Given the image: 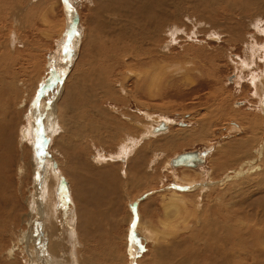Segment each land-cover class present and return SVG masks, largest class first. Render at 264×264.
<instances>
[{"label": "rangeland", "instance_id": "rangeland-1", "mask_svg": "<svg viewBox=\"0 0 264 264\" xmlns=\"http://www.w3.org/2000/svg\"><path fill=\"white\" fill-rule=\"evenodd\" d=\"M15 1H16V4L19 3L18 6L15 5L18 9L17 8L14 9L10 6L9 7L10 9L8 8V10H7L9 12L3 11V13H4V14L2 13V16L4 15V17H2L3 22L1 21L2 26L7 28L6 30L4 28V30H5L4 32L2 31V40L5 41V44L8 43L7 45H9V49H7V50H9L11 52L9 53V51H7V50H5V51L8 52L9 57H10L9 62H10L11 67H13V68H11V71H13V72H10L11 75H9L11 78L7 75L8 81L12 82L13 81L12 78H14V79L17 78V81H18L17 82V84H18L17 89H18V91H16V95L14 96V98H12L14 100H12V99H9V101L7 100L9 102L8 105H9L10 109H7L8 111H3L4 114L3 113L1 114V118L3 120L0 122V130H1L0 131V137L2 139V140L0 139L1 140L0 141V143H1L0 144V147H1L0 151H2V152H0V158L2 156V159L0 160V171H1L0 172V178L4 181L3 183H1L2 181L0 179V196L2 197V200L0 197V212H1L0 213V233L2 232L0 234V236H1L0 237V253L3 251L0 254V264H1V262H2V264H22V263L23 264H27V263L28 264H41V263H43V264H59V263H61V264H73V263L74 264H82L84 262V260H85V262L83 264H91V263L92 264H126V263L128 264V261H129L128 259L130 257L128 254H129V249H130V245H131L128 242H130L129 240H131L132 235L135 236V233H132V231H131L132 227L129 226L128 215L131 213L133 221H134V217H133L134 212H137L139 207L143 206V205H145V207H144L145 212L149 213V215H154L152 223L155 226L154 228L160 232V234H159V240L161 239L160 241H162L161 236H163V241L161 243H159L161 246L167 247L168 244H173L174 240H176L174 242V244L179 240H184L186 242L184 243L182 250L189 247L190 249L187 250L188 254H191V252H192V255H193V253L194 254L198 253L201 249V247H200L199 250H197L198 246H199L198 239L199 240H201V239L198 238L197 236L192 237V239H189L187 237L188 232L190 233L191 226L193 228L196 225L192 219L193 213L195 211L193 210V208L191 206H192L193 202L194 203L196 202V199H198V196L194 194L193 196L186 198V209L183 208L181 205H179V206L177 205L178 207H176V209H175V207L174 208H168V210L166 211L163 207V204L166 202L167 199H165V201L163 203L161 196H162V194H165V193L167 194L169 189L175 187L174 185L176 183L175 182L176 177L173 176L172 174H170L168 171H166V169H164V167H165L167 161L172 160L175 156H178L179 154H181L183 152L199 150L205 155L206 164L203 165L202 167H200L199 169H197L196 171H204L205 172L204 174L209 175V177L214 175L213 177H214L215 181L220 180L224 174H227V176L224 177V180H226L225 185H223V186H217L216 185L218 189L215 186L214 188H216V189H212L210 192L208 191L202 195V196L205 195L204 196V200L206 199L205 202L210 203L213 199L216 198V195L218 193H221V192L225 193V198L227 197L226 193L228 192V197H227L228 201L234 200V198H235L236 203L233 202L232 205H234V206H231V208L235 207V205L237 206L239 204L240 200L242 202V197H244V196L242 194H240V190H239L241 187V185H240L241 183H239V182H237V180L233 179L234 175L230 172L232 170L239 169V165L241 163L240 162L241 160H239L241 158V147H239V146L234 147V149H237L238 147L239 148L236 150L238 152H236L234 149H232L234 152L231 150L232 156L225 155L226 156L225 157V156H223L224 154L222 155L219 153L218 155H215L214 153H216V150L218 148L217 146H220L221 144L222 145H228L232 142H236L237 140L238 141L244 140V139H248V138L253 136L252 132L250 131L252 128V125L251 126L248 124L246 125L245 122L242 123L243 119L240 120V118L236 117V114L239 113V115L241 114L240 116H242V117L244 115L245 116L248 115L250 118H255L254 121L256 123L260 122L259 121V118L261 117V115H260L261 112H259L260 105L258 106V104H260V101H259V98L255 95L256 90H254V87L252 86L250 75H251V72L252 73L253 72L259 73V72L263 71V65H264V31L263 30H264V28L262 29L261 26L262 27L264 26V0H222L219 5H215L216 8L218 7L219 9H216L215 7L213 8V10L216 9V11L214 10L216 13L212 10V8L209 9V12L204 13L206 6H204L203 4H199V3H198V9H197V3L195 2V0H178V1L177 0H164V5L167 6L166 9L165 10L163 8L153 9L156 12H150L149 18L154 19V22H152L150 24H148V23L144 24L142 17L138 15L139 10H138V4L137 3H139V2L137 0H122V1L121 0H89V1L88 0H69V2L73 5V7L76 10V13L78 16V27H79L78 28L79 33L77 34L78 36L75 35V37H73L70 41V47L68 48L69 51H65L62 49V45L66 40V34L65 33L67 32L68 27H69V22H68L69 19H68L67 13L65 11L64 5H63V0H59V3L57 0H44V1L43 0H37V1L34 0L35 2L32 0H27V1L26 0H15ZM225 1L231 3L230 4L231 6L237 5V6H235L236 8L234 7L233 9H228L230 11L233 10L234 12L233 11L228 12L227 9H226V11H223L222 6H223V4L225 5V3H226ZM32 2L35 3L36 5L35 4L33 5ZM127 2H128V4H127ZM179 2H181V4H179ZM237 2H239V3H237ZM167 3H168V5H167ZM101 5L104 6V7H102L104 9L101 8ZM174 5H176V7ZM199 5H201V6L203 5L202 6L203 9ZM11 8L13 10H11ZM24 8L29 13H27V11L25 12V10H22ZM108 8H109V10H107ZM120 8H122L123 10ZM173 9L177 10V11H175L176 15L174 14ZM17 10L18 11L21 10L23 12H21V11L18 12ZM119 10H121V11H119ZM10 11L12 12V14L14 13L15 15L14 14L12 15ZM16 11L18 13V15H17L18 17L16 16V14H17ZM99 11H100V13H99ZM117 11H119V12H117ZM20 12L22 13V15ZM213 12H214V14H213ZM9 13H10V16H8ZM6 14H7V16H6ZM118 14H119V16H121L119 19L117 16ZM192 15H194V16H192ZM201 15L207 16L209 18H207L206 20H201V18H200ZM102 16H104V17H102ZM186 16L188 18H186ZM224 16L226 17L225 19H224ZM109 17H111V18H109ZM180 17H181V19H180ZM13 18H14V20H13ZM21 18H22V20H20ZM106 18H108V19H106ZM223 19H224V21H223ZM8 20H9V22H8ZM180 20H182L183 23H181L182 21H180ZM94 21L96 22V24L94 23ZM256 21L258 22V25L255 24ZM103 22H105V23H103ZM116 22H118V25L116 24ZM217 22L220 23L219 27H216L219 25ZM107 23H109V24H107ZM110 23H112V24H110ZM169 23H170L171 28L174 27V29H175V27H177V29H178V31L176 32V35L174 36L175 42L171 43L172 45H169L171 47H170V49L168 48L166 50L167 52L164 51L167 54V55L166 54L164 55V58L162 56L161 57L157 56L156 58H158L160 61L157 59L158 61L155 60V62H153L155 64L156 63L159 64L160 62H163V64L160 63L162 65V68L159 67V65H160L159 64L158 67L154 68L155 70H153V72L155 71V73H156L157 68H161L158 70V72L160 70H162V71H160L161 73L160 74L158 73V74L160 76L162 75L163 77L159 78V75L155 74L153 72L151 74V71H152L151 69H145L144 70L143 68H141V66H142L141 64H143V63H137V66L138 65H140V66L136 67V65H134V69H131L132 68L131 67L130 68L131 70L128 68H125L122 65L123 67H119L117 72L114 73V75H116V74L118 75V73H123V75H124V73H125L126 74L125 76L127 77L126 83L122 81L123 80L122 77H120V76L114 77L113 80H114L116 87H115V93L113 95L116 94L115 98L112 99L111 98L112 95H111V93H109L110 97L105 96V99L108 98L109 101H108V99L106 101L104 99L103 102L100 100L98 101L97 97L94 96V94L97 92L96 91L97 84L99 83L98 76L95 75L92 71L89 74L87 81L82 79L83 72L89 73V71H91V69H90L91 60L93 61L95 59V58L93 59L92 57H96L97 62L98 63L100 62L99 64H101L104 67L106 66L105 64H110L111 61L109 63V61L104 62V60L107 59L108 55L111 54L113 51L115 52L113 47L115 46V41H117L116 42V43H118L117 46H118L119 50L122 51L121 52L122 54L119 55V57L120 58L121 57L127 58V61H129V60L131 61L133 54H132V52L130 53V51L128 52L129 54H125L126 50L128 51V49L130 47L133 48L135 44H136L135 46H137V48H138L139 47L138 45L141 44V42H146L148 40V37L146 35L147 32L144 33V32H142L141 29H143L145 27V25L147 27H149V25H154V24H161V25L166 24V25H168ZM229 23H230V25H229ZM250 23H252V24H250ZM227 24H228V26H231V27L233 26L234 29H235V27L241 26L240 33H242L241 35H243V34L244 35L240 36V37H238V36L236 37L235 35H233L235 37H231V32L228 31L231 29V27L228 28ZM6 25H7V27H6ZM62 25H64V28L62 27ZM88 26H89V30H90L89 32H91V33H89L90 35L88 37V41L91 42L90 43L91 46L88 45L89 47L86 49V51H83L82 46H83V42L85 41L84 35L87 31ZM98 26H99L100 30H97V29H99ZM91 27H92V30H91ZM107 27H108V29H107ZM115 27H116V29H115ZM111 28H112V30H115V31H112ZM120 28H121V30H119ZM95 29H96L97 34H96V32H94ZM99 31H100V33H99ZM138 31H139V33H138ZM122 32H124L123 35H122ZM119 33H120V36H119ZM141 33H142V35H141ZM215 33H222L221 35H219V37H220L219 41L211 38L212 35ZM92 35H94V36H92ZM134 35L135 36L137 35V36L135 37ZM229 35H230V37H229ZM96 36H98V37H96ZM10 37H11V39H10ZM117 37H118V40H116ZM246 37H247V40H246ZM145 39H147V40H145ZM7 40L8 41L10 40L9 41L10 43ZM162 40L164 43L161 42ZM244 40H246L245 41L246 44H243V43H245V42H243ZM166 41H171V39L169 38V36L165 35L164 32H161L159 37L156 38V41L155 42L153 41V42H154V44H158L160 46H166ZM71 42H72V44H71ZM137 42H140V43H137ZM149 42H151V41H149ZM93 47H94L93 51H90V49H92ZM105 52H107V53H105ZM116 52H118L117 49H116ZM250 54H251V57H250L251 60L249 58ZM54 55L57 56L56 59L53 58ZM103 57H105V58H103ZM146 57H147V55H146ZM160 58L161 59L163 58V59L161 60ZM242 59L243 60L248 59V61L250 60L249 63L253 67H250L249 70H245L243 72V70H241L242 67L238 65V63H240L242 61ZM79 61H80V66H79V72L76 75V86H75L76 87L75 90H77V92H75V94L74 93L72 94V96H73L72 99L77 102L76 104H79L80 101H83V99L86 101V99L88 98L87 106H88V102H89V104H91L90 106L93 109L90 106H88L89 109L87 108V111L89 110V112L93 113L94 110H97L95 108H98V110H101L104 113L107 112L106 109H109V110L112 109L114 111L118 110V112L116 111L117 113L114 112V113H116L115 115L113 114L117 118H119V115H117L119 112H123L124 114H129L130 112H133L137 115L141 114V111H145V113L149 112V113H156V114H160V115L163 114V115L167 116L168 118H170L174 121V124L171 127L170 131L165 135L181 133V132H183L182 130H184V128H186L189 132H194V131L197 132V131H199V126L204 124L205 129H204L203 135L205 137L201 138L200 141H197V140H195V141H191V140L185 141L184 140L183 141L182 140V141H180L181 143L178 142L179 145L177 143V144H174L173 147L172 146H170V147L165 146L164 141L158 142L159 144L156 143L155 146H156V149H158L156 154L157 155L159 154L157 157L158 158L160 156L161 157L159 160H157L156 164L154 165V169L152 170V173L150 175H148L147 177H145V175H143V174H140V175H138L139 177L138 176L136 177V174L134 171L129 174L130 165H129V167H127L126 165L120 164L119 162H121V161L116 162L114 164L111 163L109 165L105 164V166H108L107 170L109 172H111L112 175L114 174L113 178H115V173H116V175H117L116 179H118V182H119V184L118 183H115V184L112 183L110 185H103V183L101 185L92 183V182H94L95 179H97L100 176V170L96 168V169H94L95 171H93V169H89L85 166L84 157L82 156V150L84 151L83 147L86 146L87 142H84V143L82 142L83 147L81 146V153L79 155H77L76 159L70 161V159L68 157L71 168H72V170L74 169L73 172L75 171L76 176L78 177L77 178L75 176V181H76V179H78L77 180L78 183L77 182H75V183H76V187L79 188V192L81 189H82V191H83V189H86V190L92 189L91 191L88 190L89 191L88 194L91 195V198L88 197L89 199L87 198L86 202L81 203V205H79V207H78L77 202L75 201L76 200L75 199V193H76L77 188H75V186L72 184L69 176H66L65 172L64 171L62 172V170L59 169V168L62 169V165L60 164V160H61L60 158H62L61 156L63 155V152L65 150H63V152H61L62 151V150H60L61 146H58L57 144H58V142H62V140L65 138L62 135L63 137L60 136L56 140L54 139L53 136L55 133L53 134V132L55 129H52V127H51L49 115L47 117L46 113L44 112V109H42L41 106H39V111H37V113L35 115H33V117H35V122H36V125L34 128H36L35 131L37 133L32 134L33 137L30 136L31 138H29V140L30 141L32 140L31 144L29 143L31 145L30 147H28L29 146V144H27L28 142L20 144V142H21L20 136L22 134L20 132V134H21L20 135L19 131H21L20 127H22L26 121L25 115L26 114L28 115V112L30 111L29 108H31V105H32V101L38 97L39 90L41 89L43 84L45 82H47L48 80L53 79V77L56 74H59L60 73L59 71L61 68L62 70H64V72H66V78H65L66 80H63V81H65L63 84V87L65 88L66 84H67L68 77L71 75V73L73 71L75 72V70L77 69L76 66H77ZM52 63L54 64L53 68H51ZM69 64L71 65L70 67H72V68L67 66ZM163 65L166 68H164ZM176 66H177V68H176ZM149 67H151V65ZM168 67H169V70H168ZM69 68H70V71H69ZM98 68H100V65L96 69H98ZM136 68L137 69L139 68V71L135 70ZM182 68H184L183 71H181ZM125 69H128V70H125ZM140 69H141V71H140ZM149 70H151V71H149ZM142 71H144V72H142ZM248 71L250 72L249 74L247 73ZM145 72H147V73L150 72V73H148L147 88H145V86H144L145 91L140 89L138 92H136V90H137L136 87L139 86V85H137V80H138V78H141L145 74ZM242 72L244 74H241ZM150 74H151V76L152 75L154 76V74H155V77L153 78V77L149 76ZM12 75L15 77H12ZM239 76L241 77L240 79L238 78ZM149 77H151L152 80H150ZM235 77L239 80H237ZM157 78H159L160 80L159 79L156 80ZM94 79H95V81H94ZM115 79H117V81ZM153 79L155 81H157V83L160 81L159 88H157V89H160L161 91H162V89H164L163 95H161L162 94L161 91L159 93L160 95L158 94V91L155 92L158 95V97L161 96L157 99L155 98L156 94L151 92V91H155V89H154L155 86H153L155 81L153 83ZM161 79H162V81H161ZM163 79H164V81H163ZM235 80L239 81V82H236ZM150 81H151V84L149 83ZM14 82H16V81H13L12 82L13 84L10 83L12 85L11 89H13V87H14ZM157 83H155V84H157ZM165 84L167 85V87ZM168 84H170V85H168ZM176 84H178L177 85L178 87L177 86L175 87ZM235 84H237V85L240 84V86H237ZM119 85H120V87H119ZM151 85H152L153 90L148 92V93H152V94H150V97H149V94L146 92H147V89L151 88ZM160 85L161 86L163 85V86L161 87ZM164 85H165V88L167 90L164 88ZM24 87H26V88H24ZM81 87L83 88L84 92L81 89ZM91 87H92V90H90ZM121 87L123 89H125L124 92H122L121 90H118ZM156 87H158V85H156ZM77 88L80 90H78ZM138 88H140V87H138ZM22 89L23 90L25 89V90L23 91ZM65 89H63L64 93H65ZM85 90H86V92H85ZM92 91H95V93ZM143 91H144V93H143ZM170 91H172V92H170ZM126 92H128V93L126 94ZM63 94H62V96H63ZM153 94H155V95H153ZM22 95H23V98H22ZM79 95H80V97H79ZM153 96L155 99L151 98ZM75 97H76V99H75ZM16 98H17V100H16ZM26 98H27V101H26ZM94 98H96V99H94ZM22 99L25 102L21 106L20 101L23 102ZM89 99H90V101H89ZM61 100H62V97H60L59 101L61 102ZM93 100L94 101L96 100V101L94 102ZM3 101L5 102V100H3ZM59 101H58V106L60 104ZM67 101H70V97L67 99ZM85 101L83 103L81 102V105L84 104ZM124 101H127V102H124ZM4 102H3V104L5 105V103H7V102H5V103ZM41 102H45V101L42 100ZM12 104H14L15 106ZM27 105H29V106H27ZM103 106H104V108H103ZM13 108H16L19 112H22V113H24V110L26 109L27 113L25 112V114H23V116H20V114L17 113V111H15ZM9 110H11V111L9 112ZM91 110H93V111H91ZM78 111L81 114V112H85L86 110L82 111L81 109H78ZM78 111L76 113H72V116H75V114L79 115ZM97 111H94V113L96 115H98L97 116L98 121L96 124L94 123V126L96 125L94 128L95 131L92 128L91 130H93V131L89 132V133H92V134H90V136L92 135L91 137H94V136L97 137L99 135V132H101V134L103 136H105V129L107 127L109 129V126L112 125L111 124L112 120H110L108 118L113 117V115L108 116V117H106L105 115L100 116L99 114H97ZM12 112L13 113L16 112V114H13ZM64 114L66 115V111ZM65 115H63V117H62L63 120L66 119ZM245 116H244V118H245ZM18 118H20V119H18ZM23 118H25V120ZM138 119H142V117H140ZM86 120L88 122L87 121H85V122L89 123L88 117L86 118ZM157 120H158V118H157ZM256 120H258V121H256ZM260 120H261V118H260ZM18 121L20 122V124ZM155 121H156V119H155ZM45 122H46V124H45ZM64 122L65 121H63V125H64ZM255 122L253 123V126L255 125ZM98 123H100V124L98 125ZM59 124H60V120H59ZM184 124L186 125V127H182ZM232 124L237 125L241 129L240 133H235V134H234V132L231 133L230 129H231ZM37 126L40 128V133H39V130L37 129ZM97 126H98V128H97ZM249 127H250V129H249ZM61 128H62V125H61ZM2 129H4L5 131H3ZM108 129H106V132H109ZM98 130H99V132H98ZM47 131H49V132H47ZM228 131H230V132H228ZM2 132H4V133H2ZM95 132L97 133V135H95L96 134ZM83 133H84V131H83ZM1 134L4 137L1 136ZM160 134H162V133H160ZM228 134L230 135L229 136L230 138L228 137ZM232 134H234V135H232ZM9 135L11 138L9 137ZM84 135L86 136V134H84ZM47 136H50V137H47ZM181 136H183V134ZM157 138L158 137L151 138L149 141L147 140L146 141L147 146L152 147V144H154L156 142ZM181 138H183V137H181ZM53 139H54V141H53ZM115 140H117V139H115ZM115 140L111 143H108V141L105 140L106 143L104 144L102 142H99L100 141L99 139H98V141H97V139H93L92 144L97 145V142H98V144L100 146H98V147L95 146L94 147L95 149L93 148L91 150L95 151V150H98L102 147V149H100V150H102L104 152L105 151L106 152L111 151V153L118 152L119 151V148L117 149L118 141H115ZM41 141H43L42 146H44V148L47 149V154H46L47 159L45 160V163L46 164L50 163L51 169H50L49 173L47 174L48 177L46 178V180L44 179V181H43V184L45 183L44 184L45 186L43 184L41 186V192L39 194L41 198H39V200L37 201L38 207L41 206V208H43L44 206H46V202H47L46 196L48 198V194H49L48 190L51 187L50 185H53V187H54V185H56L55 188L58 186L60 189H61V187L64 186V191L61 192V201H62L61 204H62V208L64 207L63 215H64V217H67V219H69L70 225H68L67 223H64V225L60 226L61 227L60 229L63 232L60 235H58L59 238H58V236L56 237L58 239H55V236H53V234H51L50 232L47 233L46 228L43 227L47 223V221H45L46 218L45 217H43L42 219L40 218L39 221L35 220L37 218V214L33 211V213H35L32 217V219L34 220L33 223H35V224L32 223V225L34 226L33 232L37 231L38 234L41 235L39 238L43 239V240L40 239V243L41 242L42 243L40 244L41 248L38 249V251L40 253H38L35 251L34 246L29 247V250L27 251L25 249L24 245L19 243L20 242L19 238H20L23 230L27 231L29 229L28 224L24 223V220L27 219L25 215L30 213L31 208L29 206V201L34 200V194L37 191V189H36V191L34 189V182H33L35 174L33 173L32 166L30 164H28L30 161V156H32L34 158V154H35V152H34L35 150L33 148L34 146L32 145V143L34 145L37 144V146H38V143L41 144ZM93 141H95V142H93ZM66 142H67V140H66ZM182 142H184V143H182ZM190 142H192V143H190ZM8 143L10 144V146L13 147V150L11 149L12 152H10V150H7V148L5 149L6 145L9 146ZM51 144L54 147L51 146ZM107 144H110L111 146L107 145ZM62 145H63V142H62ZM87 145H88V143H87ZM53 148L55 149V151ZM116 150H118V151H116ZM131 150L133 153L130 151V148L127 151V155L130 154L129 155L130 157L127 156V159H128L127 163H131L132 160L134 162V159L136 158V156H138L137 155L138 153L136 152V150H134L133 148H131ZM93 151H91V153H93ZM58 152L60 153L61 156L58 155L59 154ZM68 153H70V152H68ZM233 153H235V154H233ZM212 154H214V156H212ZM147 155L149 156V157L147 156V158H146L147 160L154 157V156L151 157L150 152H149V154L147 153ZM236 155H239V156L235 157ZM6 157H8L9 159L8 158L6 159ZM77 158H78V160H77ZM229 158L232 160H230ZM3 159H6L5 161H7V162H4ZM235 159H236V161H235ZM152 160H153V158H152ZM228 160H229V162L225 164L226 166H223V168H221L222 164L224 162H227ZM10 161H11V163H9ZM230 161H231V163H230ZM54 162L57 164V166L59 165L57 168H54V166H53ZM209 162H211V163L209 164ZM6 163L7 164L9 163V164L7 165ZM78 163H79V165H78ZM123 163H125V162H123ZM17 164L18 165L21 164V165L18 166ZM6 165L8 167H6ZM3 168H4V170H1ZM85 168H86V170H85ZM171 168H170L171 170H174V171L177 170L179 173H180V170H182V169L187 170L186 168H183V167H180L181 169L180 168L178 169L176 167L175 168L171 167ZM52 169H53V171L51 172ZM220 169H222V170H220ZM21 170L25 171V172H22ZM188 170L195 171V168H189ZM85 171L87 173H85ZM119 171H121V172L124 171L127 175L124 173H120ZM153 171H154V173H153ZM149 172H151V171H149ZM178 172H177V176L179 177ZM90 173H91V175H90ZM118 173H120V174H118ZM97 174H98V176H97ZM184 174H188V173H184ZM254 175H255L254 177L253 176L247 177L248 180L252 179L251 181H248L251 185H254L255 182L257 181L256 174H254ZM86 176H88L87 179L85 178ZM121 176H122V178H121ZM131 176H132V178H131ZM229 176H232V178H229ZM19 177H22V178H19ZM79 177H81V179ZM135 177H136V179H134ZM205 177H203L202 181H204V179H206L205 180L206 182H210L209 179H211V178H209V177L205 178ZM54 178H55V180H54ZM92 179H93V181H91ZM133 179H134V181H133ZM243 180H244V178L242 179V181ZM147 182H149V183H147ZM116 184H118V185H116ZM91 185H92V187H91ZM115 185H116V187H115ZM94 186H96V187H94ZM112 186H114V187L112 188ZM81 187H83V188H81ZM98 188H100V189H98ZM114 188L116 189V191ZM118 189H120V190H118ZM111 190L113 191V193L111 192ZM185 190H186L185 191L186 193L191 191V190H187V189H185ZM214 190H217V191H214ZM148 191H150V192H148ZM211 192H215V194H213ZM190 193H194V192H190ZM110 194H111V196H110ZM206 196H207V198L210 197L211 200H209L210 198H208V200H207ZM134 198H135V200H133V203H135V204L132 203L133 205H131L130 204L132 202L131 200ZM258 198H259V196H255V198H252V199H258ZM151 199H153L152 200L153 202L151 201L152 205H150V203L146 204V202L148 200H151ZM260 200L261 199H259V201ZM95 201H97L98 203H96ZM154 201H155V203H154ZM109 205H110V207H109ZM257 206H258V203H257ZM36 208L37 207H35V209ZM88 208H90V209H88ZM134 208H136V209H134ZM77 210H80V211H78L79 215L77 214L78 212H76ZM87 210H88V212H87ZM188 210H189V212H188ZM93 211H94V213H93ZM176 211L178 213L180 212L181 214L180 213L177 214ZM192 211H194V212H192ZM239 211L240 210H237L236 212H231L233 214L232 219H234L235 221H236L235 218H237L239 216L238 214H240ZM100 213H102V214H100ZM188 213L189 214L192 213V215L191 214L189 215ZM244 213H243V215L246 214V213L245 214ZM76 214H77V216H76ZM173 214H174V217H175V214L177 216V217H175V219H173L174 218ZM168 215H169V217H167ZM170 215L173 218L170 217ZM235 215H237V217H235ZM229 216H231V214H229ZM229 216L226 218H230ZM77 217L79 220L81 219V217H82V219L79 221V220H77ZM89 217H90V219H92V221L88 220ZM226 218H224V220ZM252 218H254V217H252ZM85 219H87L89 222H93V223H88ZM174 220L176 221L175 223H173ZM220 220H222V219H220ZM177 221H178V223H177ZM238 222H241V221L239 220ZM238 222L236 223L237 227L241 228L240 226H238V224H239ZM163 223H166L165 227L163 226ZM171 223H173L174 226ZM249 223L251 224V221ZM186 224L191 225L190 229L187 230L188 232L185 231L186 229L184 230V228H185L184 225H186ZM252 225H255L254 222H252ZM69 226H71L73 228V230L69 231L68 230ZM89 226H90V228H87ZM93 226H95V228ZM163 228H165V229L163 230ZM162 230L165 231V233L166 232L167 233L163 234ZM11 234H13V235H11ZM19 234H20V236H19ZM47 234H48V236H47ZM177 234H179V235H177ZM180 234L182 237H180ZM68 235H69V237H68ZM71 236L73 239L71 238ZM127 238H128V240H127ZM8 239H10V240L8 242H6ZM52 239L53 240L55 239V241L50 242V240H52ZM188 239H189V241H188ZM56 240H59V242ZM70 240H72V241H70ZM125 240H126V242H125ZM136 240L134 239L133 241L136 242ZM147 240H148V238H147ZM133 241L131 240V242H133ZM192 241H193V243H192ZM1 242L3 243L4 246L1 244ZM44 242L46 245L44 244ZM69 242H71V244ZM147 242L145 244H147ZM151 242H152L151 240L148 242L150 244V246H147V248L149 250H150V248L153 249V246H152L153 243H151ZM7 243H9V244H7ZM202 244L203 243H201V245ZM43 245H45V246H43ZM56 245L59 247H57ZM70 245L72 247H69ZM14 246L17 247V250L15 252V258H12V256H10V254H9V250H11V248H13ZM54 247H57L58 249L54 248ZM81 247L83 250L81 249ZM31 248H32V251H31ZM70 248H71V250H70ZM110 248H111V250H108ZM72 249H73V251H72ZM127 249H128V251H127ZM152 249H151V251L148 250L149 251V252H147L148 255L147 254L146 255L145 254L140 255L141 257H139V260L137 262L143 261L142 264H152L153 262H154V264H164V262L166 263L168 257L167 256L162 257V255H163L162 252L158 253V254L152 253ZM175 250H177V247H175ZM29 251L31 254H29ZM53 251H54V253H53ZM108 251L111 253H109ZM5 252H7V253H5ZM45 252H47L49 255ZM23 253L25 254V256ZM2 254L7 256V258L6 257L4 258V255H2ZM51 254H52V257H51ZM64 254H66V255H64ZM154 254L155 255L157 254V256H159V254H162V255L159 256L160 259L158 260V257L155 256ZM31 255L33 258L35 256V258L34 259L31 258ZM57 255H61V256H57ZM149 255H151V256H149ZM53 256H54V259H53ZM201 256H204V253H202ZM40 257H41V259H40ZM57 257H58V259H57ZM70 257H74L75 260L73 259V261H72V258H70ZM125 257L126 258L128 257V259H126ZM156 257H157V259H156ZM180 257L179 258L177 257V259L172 257L168 261H173V264H176V263L183 264V263H185V260L188 262H191L190 261L191 258L188 260L187 259L181 260L183 258L182 257L180 258ZM35 259L37 260V263H36ZM161 259H163V260H161ZM164 259H166V260H164ZM126 260H128V261L126 262ZM61 261L65 262V263H63ZM78 261L81 263H79ZM112 261H114V263ZM88 262H90V263H88Z\"/></svg>", "mask_w": 264, "mask_h": 264}, {"label": "bare ground", "instance_id": "bare-ground-1", "mask_svg": "<svg viewBox=\"0 0 264 264\" xmlns=\"http://www.w3.org/2000/svg\"><path fill=\"white\" fill-rule=\"evenodd\" d=\"M27 1V0H26ZM32 1H34V0H32ZM37 1V0H36ZM44 1V0H43ZM58 1V3H59V0H57ZM89 1V0H88ZM122 1V0H121ZM120 1V2H121ZM139 3H137L138 4V10H139V13H138V15L139 16H141L142 17V19H143V21H144V24H146V23H148V24H150V23H152V22H154V19H150L149 18V14H150V12H156V11H154L153 9H156V8H158V9H161V8H163L164 10L166 9V5H164V0H137ZM178 1V0H177ZM215 1V2H214ZM195 0V2L197 3V9H198V3L199 4H203L204 6H206V8H205V11H204V13H207V12H209V9H211L212 8V10H213V8L215 7L216 8V6L215 5H219L220 3H221V1L222 0ZM35 2V1H34ZM226 2V1H225ZM28 3V2H27ZM37 3V2H36ZM43 3V2H42ZM186 3V2H185ZM195 3V4H196ZM224 3V2H223ZM237 3H239V2H237ZM263 3V2H262ZM32 4L34 5L35 3H33L32 2ZM127 4H128V2H127ZM131 4V3H130ZM179 4H181V2H179ZM178 4V5H179ZM231 3H229V2H226L225 3V5L223 4V11H226V9L228 10V9H233L235 6H237V5H234V6H231L230 5ZM258 4V3H257ZM256 4V5H257ZM15 5H19V3L18 4H16V1L14 0H0V122L3 120L2 118H1V114L3 113V111H8L7 109H10V107H9V105H8V101H9V99H12V98H14V96L16 95V91H18V89H17V78L16 79H14V78H12V80L13 81H16V82H14V87H13V89H11V87H12V85L10 84V83H12V82H9L8 81V76L9 75H11L10 74V72H13V71H11V68H13V67H11V65H10V62H9V54H8V52L7 51H9V50H7V49H9V45H7L8 43H6L5 44V41H3L2 40V31L4 32L7 28H5V27H3L2 26V20H3V18L2 17H4V15L2 16V13H3V11L5 12H9V11H7L8 10V8L11 6L12 8H17ZM36 5V4H35ZM167 5H168V3H167ZM177 5V6H178ZM202 5V6H203ZM241 5V4H240ZM259 5V4H258ZM14 6V7H13ZM22 6V5H21ZM175 7H176V5H174ZM200 7H202L201 5H199ZM248 6V5H247ZM99 7V6H98ZM102 7H104V6H102L101 5V8ZM116 7V6H115ZM122 7V6H121ZM11 8V10H13ZM22 8V7H21ZM29 8V7H28ZM27 8V9H28ZM236 8V7H235ZM238 8V7H237ZM10 9V8H9ZM18 9V8H17ZM20 9V8H19ZM30 9V8H29ZM28 9V10H29ZM102 9H104V8H102ZM120 9H122V8H120ZM202 9H203V7H202ZM216 9H219L218 7L216 8ZM216 9H214L215 11H216ZM22 10H25V8L24 9H22ZM97 10V9H96ZM107 10H109V8L107 9ZM111 10V9H110ZM123 10V9H122ZM174 10V14L176 15V12L175 11H177V10H175V9H173ZM213 10V11H214ZM235 10V9H234ZM240 10V9H239ZM238 10V11H239ZM255 10V9H254ZM18 11V10H17ZM17 11H16V13H17ZM19 11H21V10H19ZM18 11V12H19ZM27 10H25V12H26ZM119 11H121V10H119ZM119 11H117V12H119ZM158 11V10H157ZM214 11V12H215ZM230 10H228V12H229ZM233 11V10H232ZM232 11H230V12H232ZM11 12V11H10ZM14 12V11H13ZM21 12H23V11H21ZM20 12V13H21ZM138 12V11H137ZM170 12V11H169ZM198 12V11H197ZM214 12H213V14H214ZM234 12V11H233ZM27 13H29L28 11H27ZM99 13H100V11H99ZM128 13V12H127ZM187 13V12H186ZM203 13V14H204ZM216 13V12H215ZM247 13V12H246ZM4 14V13H3ZM11 14H12V12H11ZM14 14V13H13ZM12 14V15H13ZM104 14V13H103ZM102 14V15H103ZM107 14V13H106ZM122 14V13H121ZM120 14V15H121ZM125 14V13H124ZM173 14V15H174ZM218 14V13H217ZM15 15V14H14ZM18 15V13L16 14V16ZM21 15H22V13H21ZM152 15V14H151ZM185 15V14H184ZM205 15V14H204ZM6 16H7V14H6ZM8 16H10V13H9V15ZM118 16V19L121 17V16H119V14L117 15ZM124 16V15H123ZM192 16H194V15H192ZM14 17V16H13ZM18 17V16H17ZM20 17V16H19ZM102 17H104V16H102ZM127 17V16H126ZM129 17V16H128ZM7 18V17H6ZM12 18V17H11ZM28 18V17H27ZM109 18H111V17H109ZM124 18V17H123ZM186 18H188L187 16H186ZM200 18H201V20H206L207 18H209V17H207V16H203V15H201L200 16ZM226 17L224 16V19H225ZM10 19V18H9ZM106 19H108V18H106ZM134 19V18H133ZM141 19V20H142ZM180 19H181V17H180ZM190 19V18H189ZM224 19H223V21H224ZM13 20H14V18H13ZM12 20V21H13ZM20 20H22V18L20 19ZM111 20V19H110ZM127 20V19H126ZM198 20V19H197ZM2 21V22H1ZM18 21V20H17ZM64 21V20H63ZM107 21V20H106ZM105 21V22H106ZM119 21V20H118ZM180 21H182V20H180ZM179 21V22H180ZM212 21V20H211ZM210 21V22H211ZM8 22H9V20H8ZM105 22H103V23H105ZM7 23V22H6ZM63 23V22H62ZM94 23L96 24V22L94 21ZM122 23V22H121ZM120 23V24H121ZM166 23V22H165ZM181 23H183V21L181 22ZM219 25L218 26H216V27H219L220 26V23L219 22H217ZM223 23V22H222ZM227 23V22H226ZM225 23V24H226ZM232 23V22H231ZM107 24H109V23H107ZM110 24H112V23H110ZM116 24L118 25V22H116ZM162 24V23H161ZM161 24H154V25H149V27H147L146 25H145V27L143 28V29H141L142 30V32H147L146 33V35H147V37H148V40L147 39H145V40H147L146 42H141V44H139L138 46V48H137V46H135L134 45V47L132 48V47H130L129 49H128V51L126 50V53L125 54H129L128 52L130 51V53L132 52V54H133V56H132V60L130 61L129 59V61H127V58H120L119 57V55H121L122 53V51L121 50H119V48H118V43H116L117 41H115V46L113 47L114 48V50H115V52L113 51L111 54H109L108 55V57H107V59H105L104 60V62H107V61H109V63H110V61H111V63L110 64H105L106 66L104 67V66H102L101 64H99L98 62H97V59H96V57H92L94 60L92 61L91 60V67H90V69H91V71H89V73L88 72H83V74H82V79L83 80H85V81H87V79H88V77H89V74L93 71V73L95 74V75H97L98 76V80H99V83L97 84V89H96V93H95V91H92V92H94L95 94H94V96L95 97H97V99H98V101L100 100V101H104V99H105V96H108V97H110V94L109 93H111V95L113 96H111V98L112 99H114L115 98V96H116V94L115 95H113L114 93H115V83H114V77H116V76H120V77H122L123 78V82H125L126 83V81H127V77L125 76L126 74L124 73V75H123V73H118V75L116 74V75H114V73L115 72H117V70H118V68L119 67H125V68H128V69H130L131 67V69H134V65H136V67H139L140 65H138L137 66V63H143V64H141L142 66H141V68H143L144 70L145 69H151V70H149V71H151V74H152V72H153V70H155L154 68H156V67H158V65L160 64V63H162L163 64V62H160L159 64L158 63H153V62H155V60H157L158 58H156L157 56H159V57H163L164 58V55L166 54L164 51H166L168 48L170 49V47L171 46H169V45H172L171 43H174L175 42V38H174V36L176 35V32L178 31V29H177V27H175V29H174V27L173 28H171L170 27V23L168 24V25H166V24H163V25H161ZM250 24H252V23H250ZM255 24L256 25H258V22L256 21L255 22ZM115 25V24H114ZM127 25V24H126ZM125 25V26H126ZM185 25V24H184ZM229 25H230V23H229ZM239 25V24H238ZM108 26V25H107ZM113 26V25H112ZM116 26V25H115ZM174 26V25H173ZM180 26V25H179ZM178 26V27H179ZM212 26V25H211ZM227 26H228V24H227ZM251 26V25H250ZM6 27H7V25H6ZM62 27L64 28V25H62ZM70 27H71V25L69 24V27H68V29H70ZM77 28H76V31H75V33L72 35V38L73 37H75V35H77L78 33H79V27H78V25L76 26ZM93 27V26H92ZM92 27H91V30H92ZM132 27V26H131ZM141 27V26H140ZM215 27V28H216ZM224 27V26H223ZM229 27H231V26H228V28ZM4 28H5V30H4ZM98 28H99V26H98ZM182 28V27H181ZM225 28V27H224ZM237 28V29H236ZM240 28H241V26L239 27H235V29H234V27L232 26L231 27V31L230 30H228L229 32H231V37H240V36H243V35H241L242 33H240ZM261 28L263 29L264 28V26L262 27L261 26ZM62 29V28H61ZM107 29H108V27H107ZM115 29H116V27H115ZM118 29V28H117ZM221 29V28H220ZM261 29V30H262ZM63 30V29H62ZM97 30H100V28L99 29H97ZM111 30H112V28H111ZM119 30H121V28L119 29ZM136 30V29H135ZM180 30V29H179ZM217 30V29H216ZM90 30H89V26L87 27V31H86V33H85V41L83 42V46H82V48H83V51H86V49L89 47L88 45H90L91 46V42H89L88 41V37H89V33H91V32H89ZM112 31H115V30H112ZM223 31V30H222ZM264 31V30H263ZM94 32H96V29H95V31ZM109 32V31H108ZM136 32V31H135ZM161 32H164L165 33V35H167V36H169V38L171 39V41H166V46H160V45H158V44H154V42L156 41V38L157 37H159V35L161 34ZM215 32V31H214ZM99 33H100V31H99ZM107 33V32H106ZM123 33L124 32H122V35H123ZM138 33H139V31H138ZM96 34H97V32H96ZM108 34V33H107ZM222 33H215V34H213L212 35V39H214V40H217V41H219L220 40V37H219V35H221ZM111 35V34H110ZM117 35V34H116ZM141 35H142V33H141ZM233 35H235V36H233ZM78 36V35H77ZM92 36H94V35H92ZM112 36V35H111ZM115 36V35H114ZM119 36H120V33H119ZM135 36V35H134ZM137 36V35H136ZM135 36V37H136ZM96 37H98V36H96ZM95 37V38H96ZM131 37V36H130ZM229 37H230V35H229ZM248 37V36H247ZM247 37H246V40H247ZM71 38V39H72ZM94 38V39H95ZM121 38V37H120ZM168 38V37H167ZM222 38V37H221ZM10 39H11V37H10ZM99 39V38H98ZM123 39V38H122ZM159 39V38H158ZM177 39V38H176ZM17 40V39H16ZM75 40V39H74ZM97 40V39H96ZM111 40V39H110ZM116 40H118V37H117V39ZM160 40V39H159ZM246 40H244L243 42H245ZM8 41V40H7ZM10 41V40H9ZM8 41V42H9ZM79 41V40H78ZM149 41H151V42H149ZM154 41V42H153ZM177 41V40H176ZM187 41V40H186ZM161 42H163V40L161 41ZM10 43V42H9ZM74 43V42H73ZM109 43V42H108ZM137 43H140V42H137ZM164 43V42H163ZM203 43V42H202ZM71 44H72V42H71ZM95 44V43H94ZM93 44V45H94ZM243 44H246V42L245 43H243ZM12 45V44H11ZM163 45V44H162ZM74 46V45H73ZM77 46V45H76ZM123 46V45H122ZM125 46V45H124ZM75 47V46H74ZM95 47V46H94ZM94 47L92 48V49H90V51H93V49H94ZM186 47V46H185ZM116 49H117V51L118 52H116ZM126 49V48H125ZM5 50H7V51H5ZM124 51V50H123ZM11 51H9V53H10ZM14 52V51H13ZM167 52V51H166ZM105 53H107V52H105ZM74 54V53H73ZM170 54V53H169ZM146 55H147V57H146ZM167 55V54H166ZM218 55V54H217ZM126 56V55H125ZM218 57V56H217ZM251 57V54H250V56H249V58ZM12 58V57H11ZM53 58H57V56H53ZM103 58H105V57H103ZM102 58V59H103ZM162 58V59H163ZM16 59V58H15ZM161 59V58H160ZM161 59V60H162ZM159 60V59H158ZM157 60V61H158ZM250 60H251V58H250ZM249 60V61H250ZM160 61V60H159ZM249 61H248V59H242V61L240 62V63H238V65L239 66H241L242 67V69L241 70H243V72L245 71V70H249L250 69V67H253L252 65H250V63H249ZM255 61V60H254ZM253 61V62H254ZM166 62V61H165ZM57 63V62H56ZM83 65V64H82ZM100 65V68H98V69H96L98 66ZM123 65V66H122ZM151 65V67H149ZM156 65V66H155ZM68 67H70L71 65L69 64V65H67ZM79 66H80V61L78 62V64H77V69L75 70V72L73 71L72 73H71V75L68 77V79H67V84H66V89L63 87V84H64V82L65 81H63V80H66L65 78H66V75H64V77H63V79L61 78V80L58 82L57 81V83H55V84H53V85H51V86H49L48 87V90H47V92L45 91V92H43V93H40V91H39V93H40V96L38 95V97L36 98V99H34V101L36 100V101H38V102H36L37 104L35 105V106H32L31 107V110L28 112V115L26 114L25 115V117H26V121H25V123H24V125L22 126V127H20V130L21 131H19V134H20V132H21V139H20V144L21 143H27V144H31V141L29 140V138H31L30 136H32L33 137V135L32 134H36L37 132L35 131L36 130V128H34L35 127V125H36V122H35V117H33V115H35L36 113H37V111H39V106H41V108L42 109H44V112L46 113V115H47V117H48V115H49V117H50V123H51V127H52V129H55L54 130V132H53V134H54V139L56 140L58 137H60V136H64V138L65 139H63L62 140V142H63V145H62V142H58V146H61V149L60 150H62L61 152H63V150H65L64 152H63V155L61 156L60 155V153L58 154L59 156H61L62 158H60L61 160H60V164L62 165V169L61 168H59L60 170H62V172L64 171L65 172V174H66V176H69V178H70V180H71V182H72V184L75 186V188H77L76 189V193H75V201L77 202V205H78V207H79V205H81V203H84V202H86V200H87V198L88 197H90L91 198V195H89L88 193H89V191H91V190H86V189H83V191H82V189L81 188H83V187H81L80 189V192H79V188L78 187H76V183L75 182H77L78 183V179H76V181H75V176H76V173H75V171L73 172V170H72V168H71V165H70V162H69V159H70V161H72V160H74V159H76V157H77V155H79L80 153H81V146L83 147V145H82V142L84 143V142H87L88 143V145H87V143H86V146L85 147H83L84 148V151L82 150V156L84 157V163H85V166L87 167V168H89V169H93V171H95L94 169H99L100 170V176L97 178V179H95L94 180V182H92L93 184H99V185H101L102 183H103V185H110V184H112V183H118L119 184V182H118V179H116L117 178V175H116V173H115V178H113V175H112V173L111 172H109L107 169V167L108 166H105V164H107V165H109V164H114V163H116V162H119V161H121V162H119L120 164H123V165H126L127 167H129V165H130V168H129V174L130 173H132L133 171L135 172V174H136V177L138 176V175H140V174H143V175H145V177H147L148 175H150L151 173H152V170L154 169V165L156 164V162H157V160H159L160 159V157L158 158L157 156L159 155H157L156 153H157V150L158 149H156V143H158V142H161V141H164V145L165 146H167V147H170V146H172L173 147V145L174 144H177L178 142H180V141H188V140H191V141H195V140H197V141H200V139L201 138H203V137H205L204 135H203V132H204V129H205V126H204V124L203 125H200L199 126V131H197V132H189L186 128H184V130H182L183 132H181V133H177V134H169V135H165V134H167L169 131H170V129H171V127L173 126V124H174V121L172 120V119H170V118H168L167 116H165V115H163V114H156V113H149V112H147V113H145V111H141V114H135V113H133V112H130L129 114H124L123 112H119L117 115H119V118H117V117H115L114 115L118 112V110H109V109H106L107 110V112L106 113H104V112H102L101 110H98V108H95V109H97V110H94V111H97V114H99L100 116H102V115H105L106 117H108V116H111V115H113V117H110V118H108V119H110V120H112V125L111 126H109V129H108V127L106 128V129H108L109 130V132H106V129H105V136H103L102 134H101V132H99V130H98V132H99V135L96 137V136H94V137H91L90 136V134H92V133H89L90 131H93L94 130V128H95V126H94V123L96 124L97 123V121H98V115H96L95 113H94V111L93 110H91V111H93V113H91V112H89V110L87 111V108H88V106H90L91 104H89V102H88V106H87V100H88V98L86 99V101L83 99V101H80V105L79 104H76L77 102L76 101H74L73 99H72V94L74 93L75 94V92H77V90H75V86H76V75H77V73L79 72ZM170 66V65H169ZM54 67V64L52 63L51 64V68H53ZM67 67V68H68ZM159 67H161L162 68V65L160 64L159 65ZM163 67L164 68H166L164 65H163ZM70 68H72V67H70ZM70 68H69V71H70ZM161 68H157V72L155 73V71L153 72V73H155V74H160L161 72L160 71H162V70H160L159 72H158V70L159 69H161ZM163 68V69H164ZM176 68H177V66H176ZM181 68V67H180ZM128 69H125V70H128ZM130 69V70H131ZM204 69V68H203ZM13 70V69H12ZM135 70H138L139 71V68L137 69H135ZM167 70V69H166ZM168 70H169V67H168ZM184 70V68H182L181 69V71H183ZM216 70V69H215ZM26 71V70H25ZM64 71V70H63ZM140 71H141V69H140ZM237 71V70H236ZM57 72V71H56ZM60 72V71H59ZM123 72V71H122ZM125 72V71H124ZM127 72V71H126ZM129 72V71H128ZM142 72H144V71H142ZM241 73V74H244V73ZM132 73V72H131ZM148 73H150V72H148ZM148 73L147 72H145V74L141 77V78H138V80H137V85H139L138 87H140V88H138V87H136V92H138L140 89L141 90H144L145 91V88H147V82H148ZM248 74L250 73L249 71L247 72ZM65 74H66V72H65ZM130 74V73H129ZM151 74L149 75V76H151ZM155 74H154V76L152 75L151 77H155ZM158 74V75H159ZM8 75V76H7ZM16 75V74H15ZM18 75V74H17ZM57 75L58 74H56L54 77H57ZM93 75V74H92ZM166 75V74H165ZM172 75V74H171ZM129 76V75H128ZM170 76V75H169ZM241 76V75H240ZM238 77L239 79L241 78V77ZM247 76V75H246ZM251 82H252V86L254 87V90H256L255 92H256V96L259 98V101H260V104H258V106L260 105V109H259V112H261V120H260V118H259V123H256L254 120H255V118H250L248 115L247 116H245V118H244V116L242 117V116H240L239 115V113L238 114H236V117H238V118H240V120H242L243 119V121H242V123L243 122H245L246 123V125L248 124V125H252V128H251V132H252V134H253V136L252 137H250V138H248V139H244V140H237L236 142H232V143H230V144H228V145H220V146H217L216 148H217V150H216V153H214L215 155H218L219 153L220 154H224L223 156H225V155H230V156H232V149H234V147H237V146H239V147H241V158L239 159V160H241L239 163H240V165H239V169H236V170H232V171H230L233 175H234V177H233V179H235V180H237V182H239V183H241L240 185H241V187H240V194H242L244 197H242V202H241V200L239 201V204L236 206L235 205V207H232L231 208V206H234V205H232V203L233 202H235L236 203V200H235V198H234V200H231V201H228L227 200V197H228V192L226 193V195H227V197L225 198V193L224 192H221V193H216L217 195H216V198L215 199H213L210 203L209 202H205V200H204V196H202L204 193H206V192H210L212 189H216L217 188V186H223V185H225V183H226V180H224V177H226L227 176V174H224L223 175V177L220 179V180H217V181H215L214 180V175H212L211 177H209V175H205L204 173V171H196L197 169H199L200 167H202L203 165H205L206 164V157H205V155H204V157H205V163L203 164V165H200L199 167H191V166H185V165H183V166H178V167H176V168H180V167H183V168H186L187 170H185V169H182V170H180V173L176 170V171H174V170H171L172 168L171 167H173V168H175L174 166H172V160L175 158V157H177V156H175L172 160H169V161H167L166 162V165H165V167H164V169H166V171H168L170 174H172L173 176H175L176 177V180H175V187H173V188H171V189H169V191L167 192V194L165 193V194H162V200H163V203H164V201H165V199H167L166 200V202L163 204V207H164V209L167 211L168 210V208H174L175 207V209H176V207H178L179 205H181L183 208H185L186 209V198L187 197H191V196H193L194 194L195 195H197L198 196V199H196V202L194 203H192V208H193V210L195 211H192V212H194L193 213V221L195 222V226L192 228V226L190 225V224H186V225H184L185 226V228H184V230L185 231H187V230H189L190 229V226H191V230H190V233L188 232V235H187V237L189 238V239H192V237H194V236H197L198 238H200L201 240H199L198 239V242H199V246H198V249L197 250H199V248L201 247V249H200V251L198 252V253H193V255H192V252H191V254H188V249H190L189 247L188 248H185L184 250H182V248H183V246H184V243L186 242V241H184V240H179V241H177L175 244H174V242L176 241V240H174V242H173V244H168V246L167 247H163V246H161L159 243H161L162 241H163V236H161V238H162V241H160L159 240V234H160V232L158 231V230H156L154 227V225H153V223H152V220H153V216L154 215H149V213H147V212H145V205H143V206H140L139 207V209H138V211L137 212H134V221H133V218H132V214L130 213L129 215H128V222H129V226H131L132 228H131V231H132V233H135V236H133L132 235V238H131V240L133 241L134 239L136 240V242H131V240H129L130 242H128V243H130L131 245H130V249H129V259H128V257L126 258V259H128V260H126V262L128 261V264H142V262L140 261V262H137L138 260H139V257H141L140 255H143V254H147V252H149V251H151V249L152 248H150V250L147 248V246H150V244L148 243L150 240L152 241L151 243H153V249H152V253H161L162 252V254H159V256L160 255H162V257L163 256H167L168 257V259H167V261H166V263L164 262V264H173V261H168L170 258H172V257H174L175 259H177V257L179 258L180 256L183 258V259H181V260H185V259H190L191 258V262H188V261H186L185 260V263H183V264H264V65H263V71H261V72H259V73H252L251 72ZM10 77V76H9ZM12 77H15V76H13L12 75ZM52 77V76H51ZM94 77V76H93ZM92 77V78H93ZM135 77V76H134ZM140 77V76H139ZM151 77H149L150 78V80H152V78ZM161 77H163L162 75L160 76L159 75V78H161ZM11 78V77H10ZM159 78H157L156 80H158ZM173 78V77H172ZM236 78V77H235ZM31 79V78H30ZM174 79V78H173ZM237 79V78H236ZM239 79H237V80H239ZM25 80V79H24ZM116 81H117V79H115ZM120 80V79H119ZM160 80V79H159ZM49 81V80H48ZM48 81L47 82H45L44 84H48ZM94 81H95V79H94ZM115 81V82H116ZM154 79H153V83H154ZM161 81H162V79H161ZM163 81H164V79H163ZM169 81V80H168ZM167 81V82H168ZM236 81V80H235ZM38 82V81H37ZM98 82V81H97ZM189 82V81H188ZM236 82H239V81H236ZM122 83V82H121ZM150 84H151V81L149 82ZM155 83H157V81H155ZM153 84V86H155V91H151V90H153V88H152V85H151V88H149V89H147V92L146 93H148V92H152V93H155L156 91H158V94L160 93V89H157V88H159V83H160V81L157 83V84ZM163 83V82H162ZM161 83V84H162ZM179 83V82H178ZM182 83V82H181ZM13 84V83H12ZM43 84V85H44ZM118 84V83H117ZM124 84V83H123ZM146 84V85H145ZM149 84V85H150ZM164 84V83H163ZM193 84V83H192ZM78 85V84H77ZM136 85V86H137ZM156 85H158V87H156ZM166 85V84H165ZM165 85H164V88H165ZM168 85H170V84H168ZM178 84H176L175 85V87L177 86ZM183 85V84H182ZM235 85H237V84H235ZM42 86V85H41ZM40 86V87H41ZM124 86V85H123ZM144 86H145V88H144ZM161 86V85H160ZM163 86V85H162ZM161 86V87H162ZM189 86V85H188ZM237 86H240V84H238ZM87 87V86H86ZM118 87V86H117ZM119 87H120V85H119ZM166 87H167V85H166ZM178 87V86H177ZM24 88H26V87H24ZM94 88V87H93ZM96 88V87H95ZM63 89H65V93H64V90ZM78 89V88H77ZM81 89L83 90V88L81 87ZM85 89V88H84ZM88 89V88H87ZM86 89V90H87ZM166 89V88H165ZM23 90V89H22ZM25 90V89H24ZM23 90V91H24ZM51 90V91H50ZM78 90H80V89H78ZM86 90H85V92H86ZM90 90H92V87L90 88ZM94 90V89H93ZM118 90H121L122 92H124V90L125 89H123L122 87L120 88V89H118ZM164 89H162V94L161 95H163L164 94V91H163ZM167 90V89H166ZM165 90V91H166ZM169 90V89H168ZM177 90V89H176ZM21 91V90H20ZM117 91V90H116ZM144 91H143V93H144ZM7 92V93H6ZM10 92V93H9ZM79 92V91H78ZM82 92V91H81ZM80 92V93H81ZM83 92H84V90H83ZM91 92V93H92ZM130 92V91H129ZM141 92V91H140ZM170 92H172V91H170ZM6 95H5V94ZM24 93V92H23ZM64 93V94H63ZM119 93V92H118ZM128 92H126V94H127ZM145 93V94H146ZM152 93H148L149 94V97H150V94H152ZM62 94H63V96H62ZM93 94V93H92ZM109 94V95H108ZM125 94V95H126ZM134 94V93H133ZM139 94V93H138ZM147 94V95H148ZM156 94V93H155ZM155 94H153V95H155ZM169 94V93H168ZM18 95V94H17ZM82 95V94H81ZM88 95V94H87ZM130 95V94H129ZM160 95V94H159ZM42 96V97H41ZM78 96V95H77ZM76 96V97H77ZM85 96V95H84ZM91 96V95H90ZM93 96V95H92ZM131 96V95H130ZM144 96V95H143ZM156 97V99L157 98H159V97H161V96H159L158 97V95L156 94L155 95ZM168 96V95H167ZM7 99H6V98ZM60 97H62V100H61V102L59 101V99H60ZM70 97V101H67V99ZM76 97H75V99H76ZM79 97H80V95H79ZM78 97V98H79ZM119 97V96H118ZM22 98H23V95H22ZM44 98V99H43ZM77 98V99H78ZM86 98V97H85ZM110 98V99H111ZM117 98V97H116ZM147 98V97H146ZM151 98H154V96L153 97H151ZM154 98V99H155ZM81 99V98H80ZM91 99V98H90ZM90 99H89V101H90ZM94 99H96V98H94ZM108 98H106L105 99V101L107 100ZM161 99V98H160ZM3 100H5V102H7V103H5ZM8 100V101H7ZM12 100H14V99H12ZM16 100H17V98H16ZM29 100V99H28ZM42 100H44L45 102H41ZM82 100V99H81ZM119 100V99H118ZM150 100V99H149ZM20 101V100H19ZM22 101L23 102H21L20 101V105L22 106L23 104H24V100L22 99ZM26 101H27V98H26ZM31 101V100H30ZM33 101V102H34ZM58 101L60 102V104H59V106H58ZM78 101V100H77ZM85 101V103L84 104H82L81 105V102L83 103ZM94 101V100H93ZM96 101V100H95ZM94 101V102H95ZM108 101H109V99H108ZM3 102L5 103V105L3 104ZM29 102V101H28ZM124 102H127V101H124ZM15 103V102H14ZM30 103V102H29ZM259 103V102H258ZM19 104V103H18ZM95 104V103H94ZM102 104V103H101ZM100 104V105H101ZM113 104V103H112ZM12 105H14V104H12ZM104 105V104H103ZM118 105V104H117ZM122 105V104H121ZM15 106V105H14ZM27 106H29V105H27ZM142 106V105H141ZM140 106V107H141ZM257 106V105H256ZM91 107V106H90ZM98 107V106H97ZM12 108V107H11ZM28 108V107H27ZM35 108V109H34ZM92 108V107H91ZM103 108H104V106H103ZM119 108V107H118ZM15 111H17V113H19L20 114V116H23V114H25V112H26V109L24 110V113H22V112H19L16 108H13ZM78 109H81L82 111H85V112H81V114H80V112L78 111ZM84 109V110H83ZM89 109V108H88ZM93 109V108H92ZM11 110H9V112H10ZM22 111V110H21ZM65 111H66V115L64 114L65 113ZM79 112L78 114L79 115H76L75 114V116H72V113H76V112ZM117 111V112H116ZM234 111V110H233ZM114 112H116V113H114ZM13 113V112H12ZM27 113V112H26ZM4 114V113H3ZM7 114V113H6ZM13 114H16V112L15 113H13ZM63 115H65L66 116V119L65 120H63L62 119V117H63ZM116 115V116H117ZM233 115V114H232ZM17 116V115H16ZM64 116V117H65ZM3 117V116H2ZM5 117V116H4ZM7 117V116H6ZM10 117V116H9ZM88 117V119H89V123H86L85 121H87L86 120V118ZM140 117H142V119H138V118H140ZM221 117V116H220ZM157 118H158V120H157ZM212 118V117H211ZM10 119V118H9ZM18 119H20V118H18ZM24 120H25V118H23ZM44 119V118H43ZM118 121H117V120ZM155 119H156V121H155ZM214 119V118H213ZM221 119V118H220ZM59 120H60V124H59ZM65 121L64 122V125H63V121ZM120 121V122H119ZM256 121H258V120H256ZM6 122V121H5ZM19 122V121H18ZM42 122V121H41ZM88 122V121H87ZM107 122V121H106ZM208 122V121H207ZM255 122V127L253 126V123ZM201 123V122H200ZM241 123V124H242ZM7 124V123H6ZM19 124H20V122H19ZM45 124H46V122H45ZM100 123H98V125H99ZM18 125V124H17ZM49 125V124H48ZM61 125H62V128H61ZM104 125V124H103ZM161 125H163L164 127H165V129H163V130H161V129H159L160 128V126ZM207 125V124H206ZM102 126V125H101ZM106 126V125H105ZM182 127H186V125L184 124ZM2 128V127H1ZM34 128V129H33ZM93 128V130H91ZM97 128H98V126H97ZM100 128V127H99ZM181 128V127H180ZM249 129H250V127H249ZM3 131H5L4 129H2ZM16 130V129H15ZM187 130V131H186ZM1 131V130H0ZM83 131H84V133H83ZM95 131V130H94ZM97 131V130H96ZM103 131V130H102ZM230 131H231V133L232 132H234V134L235 133H240V131H241V129L237 126V125H235V124H232V126H231V129H230ZM230 131H228V132H230ZM249 131V132H250ZM47 132H49V131H47ZM2 133H4V132H2ZM89 133V134H88ZM96 133V132H95ZM160 133H162V134H160ZM174 133V132H173ZM10 134V133H9ZM18 134V135H19ZM84 134H86V136L84 135ZM183 134V136H181V135ZM192 134V135H191ZM234 134H232V135H234ZM250 134V133H249ZM7 135V134H6ZM12 135V134H11ZM95 135H97V133L95 134ZM1 136H3L2 134H1ZM23 136V137H22ZM62 136V137H63ZM230 135L228 134V137H229ZM4 137V136H3ZM6 137V136H5ZM9 137H10V135H9ZM8 137V138H9ZM19 137V138H20ZM47 137H50V136H47ZM61 137V138H62ZM155 137H158L157 138V140H156V142L154 143V144H152V149L149 147V146H147V140L149 141L151 138H155ZM181 137H183V138H181ZM7 138V139H8ZM11 138V137H10ZM230 138V137H229ZM0 139H1V137H0ZM6 139V138H5ZM54 139H53V141H54ZM93 139H97V141H98V139L100 140L99 142H102V143H106V141L105 140H107L108 141V143H111V142H113L115 139H117V140H115V141H118V143H117V149L119 148V151L118 150H116V151H118V152H114V153H111V151L110 152H104V151H102V150H100V149H102V147L100 148V149H98V150H95V151H93V150H91V149H93L95 146L96 147H98V146H100L99 144H98V142H97V145H94V144H92V140ZM187 139V140H186ZM2 140V139H1ZM0 140V141H1ZM9 140V139H8ZM7 140V141H8ZM15 140V139H14ZM52 140V139H51ZM61 140V139H60ZM66 140H67V142H66ZM105 141V142H104ZM4 142V141H3ZM2 142V143H3ZM34 142V141H33ZM81 142V143H80ZM93 142H95V141H93ZM149 143V142H148ZM181 143V142H180ZM182 143H184V142H182ZM190 143H192V142H190ZM196 143V142H195ZM1 144V143H0ZM7 144V143H6ZM9 144V143H8ZM29 144V146L28 147H30L31 145ZM53 144V143H52ZM51 144V146H53ZM159 144V143H158ZM189 144V143H188ZM32 145L34 146L33 148H34V152H35V154H34V158L32 157V156H30V161H29V163L28 164H30L31 166H32V169H33V173L35 174L34 175V189H35V191H36V189H37V191L35 192V194H34V200H32V201H29V206H30V208H31V211H30V213L29 214H27V215H25L26 216V218L27 219H25L24 220V223H26V224H28V227H29V229L26 231V230H23L22 231V234H21V236H20V234H19V236H20V238H19V243H21V244H23L24 245V247H25V249L28 251L29 250V247H31V246H34L35 247V251L36 252H38V253H40L39 251H38V249L39 248H41L40 247V244L42 243H40V239L41 238H39L41 235L40 234H38V232L36 231V232H33V230H34V226L32 225V223L34 222V220L32 219V217H33V215L36 213L37 214V218L35 219V220H40V218L42 219L43 217H45L46 218V220L45 221H47V223H46V225H44L43 227L44 228H46V230H47V233L48 232H50L51 234H53V236H55V239H58L59 238V236L58 235H60L63 231L60 229L61 227L60 226H62V225H64V223H67L68 225H70V221H69V219H67V217H64V215H63V213H64V207L62 208V204H61V192H63L64 191V186L63 187H61V189L57 186L56 188H55V186L56 185H54V187H53V185H50L51 187L49 188V190H48V192H49V194H48V198H47V196H46V206H44L43 208H41V206H39L38 207V200H39V198H41L40 197V192H41V186H42V184H43V181H44V179L46 180V178L48 177V173H49V171H50V169H51V164L50 163H48V164H46L45 163V160L47 159V156H46V154H47V149H45L44 148V146H42L43 145V141H41V144L40 143H38V146H37V144H33L32 143ZM56 145V144H55ZM107 145H110V144H107ZM151 145V144H150ZM178 145H179V143H178ZM185 145V144H184ZM183 145V146H184ZM218 145V144H217ZM21 146V145H20ZM23 146V145H22ZM104 146V145H103ZM111 146V145H110ZM182 146V147H183ZM54 147V146H53ZM220 147V148H219ZM238 147V148H239ZM1 148V147H0ZM7 148V150H10V152H12L11 151V149L13 150V147L12 146H10V144H9V146L8 145H6V147H5V149ZM130 148V151L132 152V150H131V148H133L134 150H136V152L138 153L137 155L138 156H136V158L134 159V162H133V160H132V162L131 163H127V161H128V159H127V156H129V155H127V151H128V149ZM158 148V147H157ZM184 148V147H183ZM237 148V149H238ZM54 149V148H53ZM95 149V148H94ZM237 149H234L235 151L237 150ZM232 150V151H231ZM6 151V150H5ZM53 151V150H52ZM54 151H55V149H54ZM58 151V150H57ZM91 151H93V153H91ZM160 151V150H159ZM199 151V150H198ZM0 152H2V151H0ZM68 152H70V153H68ZM149 152L151 153V157L152 156H154V157H152L153 158V160H152V158L151 159H149V160H147L146 158H147V153L149 154ZM200 153H202L201 151H199ZM234 152V151H233ZM236 152H238V151H236ZM235 152V153H236ZM32 153V152H31ZM30 153V154H31ZM68 153V154H67ZM78 153V154H77ZM118 153V154H117ZM130 153V152H129ZM133 153V152H132ZM235 153H233V154H235ZM10 154V153H9ZM29 154V153H28ZM27 154V155H28ZM117 154V155H116ZM162 154V153H161ZM203 154V153H202ZM214 154H212V156H214ZM2 155V154H1ZM11 155V154H10ZM26 155V156H27ZM134 155V154H133ZM163 155V154H162ZM237 156H239V155H236L235 157H237ZM68 157H69V159H68ZM130 157V156H129ZM149 157V156H148ZM226 157V156H225ZM228 157V156H227ZM8 157H6V159H7ZM59 158V157H58ZM79 158V157H78ZM78 158H77V160H78ZM224 158V157H223ZM2 159V156H1V158H0V160ZM6 159H3L4 160V162H7V161H5ZM9 159V158H8ZM80 159V158H79ZM211 159V158H210ZM216 159V158H215ZM214 159V160H215ZM218 159V158H217ZM230 159V158H229ZM230 160H232V159H230ZM234 160V159H233ZM210 161V160H209ZM212 161V160H211ZM235 161H236V159H235ZM3 162V163H4ZM123 162H125V163H123ZM155 162V163H154ZM213 162V161H212ZM229 162V160L227 161V162H224L223 164H222V166H221V168H223V166H226L225 164L226 163H228ZM237 162V163H238ZM9 163H11V161L9 162ZM8 163V164H9ZM20 163V162H19ZM83 163V164H84ZM154 163V164H153ZM211 162H209V164H210ZM220 163V162H219ZM230 163H231V161H230ZM5 164V163H4ZM7 164V163H6ZM7 164V165H8ZM73 164V163H72ZM6 165V167H8ZM18 165V164H17ZM19 165H21V164H19ZM18 165V166H19ZM75 165V164H74ZM77 165V164H76ZM78 165H79V163H78ZM82 165V164H81ZM158 165V164H157ZM171 165V166H170ZM213 165V164H212ZM59 166V165H58ZM58 166H56V167H54V168H57ZM73 166V165H72ZM115 167V166H114ZM156 167V166H155ZM188 167V168H187ZM123 168V167H122ZM171 168V169H170ZM189 168H195V171H190V170H188ZM220 168V167H219ZM8 169V168H7ZM113 169V168H112ZM120 169V168H119ZM181 169V168H180ZM1 170H4V168L3 169H1ZM6 170V169H5ZM85 170H86V168H85ZM124 170V169H123ZM126 170V169H125ZM220 170H222V169H220ZM18 171V170H17ZM22 171V170H21ZM53 171V169L51 170V172ZM98 171V170H97ZM149 171H151V172H149ZM1 172V171H0ZM22 172H25V171H22ZM99 172V171H98ZM120 173H124V174H126L124 171H119ZM175 172V173H174ZM177 172L179 173V177L177 176ZM229 172V173H230ZM18 173V172H17ZM20 173V172H19ZM54 173V172H53ZM80 173V172H79ZM78 173V174H79ZM85 173H87L86 171H85ZM89 173V172H88ZM94 173V172H93ZM92 173V174H93ZM120 173H118V174H120ZM153 173H154V171H153ZM184 173H188V174H184ZM61 174V173H60ZM134 174V173H133ZM134 174V175H135ZM207 174V173H206ZM214 174V173H213ZM254 174H256V177H257V181L255 182V184L254 185H251L248 181H251V180H248V178L247 177H249V176H255ZM18 175V174H17ZM54 175V174H53ZM52 175V176H53ZM85 175V174H84ZM90 175H91V173H90ZM127 175V174H126ZM206 177H205V176ZM81 176V175H80ZM97 176H98V174H97ZM125 176V175H124ZM26 177V176H25ZM55 177V176H54ZM58 177V176H57ZM77 177V176H76ZM90 177V176H89ZM96 177V176H95ZM136 177L134 178V179H136ZM139 177V176H138ZM203 177H205V178H207V177H209V178H211V179H209L210 180V182H206L205 180L206 179H204V181H202L203 180ZM19 178H22V177H19ZM78 178V177H77ZM80 179H81V177H79ZM86 179L88 178V176H86L85 177ZM84 178V179H85ZM121 178H122V176H121ZM131 178H132V176H131ZM228 178V177H227ZM229 178H232V176H229ZM244 178V180L242 181V179ZM251 178V177H250ZM1 179V178H0ZM83 179V180H84ZM85 179V180H86ZM134 179H133V181H134ZM175 179V178H174ZM226 179V178H225ZM54 180H55V178H54ZM148 180V179H147ZM239 180V181H238ZM1 183H3L4 181L1 179ZM22 181V180H21ZM88 181V180H87ZM91 181H93V179L91 180ZM90 181V182H91ZM154 181V180H153ZM18 182V181H17ZM60 182V181H59ZM80 182V181H79ZM82 182V181H81ZM137 182V181H136ZM146 182V181H145ZM144 182V183H145ZM147 183H149V182H147ZM151 183V182H150ZM155 183V182H154ZM45 184V183H44ZM43 184V185H44ZM66 184V183H65ZM118 184H116V185H118ZM146 184V183H145ZM3 185V184H2ZM7 185V184H6ZM22 185V184H21ZM67 185V184H66ZM89 185V184H88ZM116 185H115V187H116ZM217 185V186H216ZM45 186V185H44ZM43 186V187H44ZM61 186V185H60ZM135 186V185H134ZM141 186V185H140ZM216 186V188H214ZM70 187V186H69ZM89 187V186H88ZM91 187H92V185H91ZM94 187H96V186H94ZM114 186H112V188H113ZM143 187V186H142ZM87 188V187H86ZM111 188V189H112ZM123 188V187H122ZM239 188V187H238ZM74 189V188H73ZM98 189H100V188H98ZM115 189V188H114ZM185 189H187V190H191V191H189V192H185L186 190ZM218 189V188H217ZM225 189V188H224ZM45 190V189H44ZM94 190V189H93ZM118 190H120V189H118ZM122 190V189H121ZM183 190V191H182ZM223 190V189H222ZM115 191H116V189H115ZM214 191H217V190H214ZM43 192V191H42ZM98 192V191H97ZM103 192V191H102ZM111 192L113 193V191L111 190ZM119 192V191H118ZM148 192H150V191H148ZM190 192H194V193H190ZM19 193V192H18ZM105 193V192H104ZM111 193V194H112ZM190 193V194H189ZM211 193H213V194H215V192H211ZM210 193V194H211ZM236 193V192H235ZM92 194V193H91ZM111 194H110V196H111ZM116 194V193H115ZM263 194V195H262ZM43 195V194H42ZM66 195V194H65ZM95 195V194H94ZM102 195V194H101ZM208 195V194H207ZM212 195V194H211ZM231 195V194H230ZM262 195V196H261ZM104 196V195H103ZM203 198H202V197ZM214 196V195H213ZM212 196V197H213ZM255 196H259V198L258 199H252V198H255ZM1 197V196H0ZM30 197V196H29ZM97 197V196H96ZM66 198V197H65ZM206 198H207V196H206ZM208 198H210V197H208ZM208 198H207V200H208ZM9 199V198H8ZM89 199V198H88ZM105 199V198H104ZM109 199V198H108ZM114 199V198H113ZM233 199V198H232ZM259 199H261L260 201H259ZM1 200H2V197H1ZM73 200V201H74ZM107 200V199H106ZM133 200H135V198L134 199H132L131 201V205H133V204H135V203H133ZM153 199H151V200H148L147 202H146V204L148 203H150V205H152L151 203L153 202L152 201ZM209 200H211V198L209 199ZM12 201V200H11ZM14 201V200H13ZM152 201V202H151ZM45 202V201H44ZM66 202V201H65ZM75 202V203H76ZM89 202V201H88ZM96 203H98L97 201H95ZM130 202V201H129ZM8 203V202H7ZM133 203V204H132ZM154 203H155V201H154ZM234 203V204H235ZM257 203H258V206H257ZM11 204V203H10ZM34 204V205H33ZM71 204V203H70ZM69 204V205H70ZM129 204V203H128ZM140 204V203H139ZM68 205V204H67ZM94 205V204H93ZM130 205V206H131ZM178 205V206H177ZM71 206V205H70ZM112 206V205H111ZM180 206V207H181ZM35 207H37L36 209H35ZM93 207V206H92ZM95 207V206H94ZM109 207H110V205H109ZM237 207V208H236ZM257 207V208H256ZM97 208V207H96ZM182 208V209H183ZM256 208V209H255ZM78 209V208H77ZM88 209H90V208H88ZM130 209V208H129ZM134 209H136V208H134ZM76 210V209H75ZM99 210V209H98ZM237 210H240L239 212H240V214H238L239 216L237 217V215H235V217H237V218H235L236 219V221L234 220V219H232V213L231 212H236ZM33 211L35 212V213H33ZM78 211H80V210H77L76 212H78ZM191 211V210H190ZM243 211V212H242ZM246 211V212H245ZM71 212V211H70ZM87 212H88V210H87ZM90 212V211H89ZM188 212H189V210H188ZM246 214H245V213ZM1 213V212H0ZM15 213V212H14ZM93 213H94V211H93ZM103 213V212H102ZM102 213H100V214H102ZM176 213L177 214H179L177 211H176ZM183 213V212H182ZM243 213L245 214V215H243ZM10 214V213H9ZM70 214V213H69ZM78 215H79V212L77 213ZM77 214H76V216H77ZM91 214V213H90ZM169 214V213H168ZM181 214V213H180ZM184 214V213H183ZM189 214V213H188ZM191 215H192V213H190ZM189 214V215H190ZM229 214H231V216H229ZM81 215V214H80ZM86 215V214H85ZM89 215V214H88ZM167 215V214H166ZM188 215V216H189ZM8 216V215H7ZM230 217V218H226V217ZM14 217V216H13ZM35 217V216H34ZM151 217V218H150ZM167 217H169V215L167 216ZM170 217H172L171 215H170ZM173 217H174V214H173ZM172 217V218H173ZM175 217H177L176 216V214H175ZM175 217L173 218V219H175ZM252 217H254V218H252ZM7 218V217H6ZM102 218V217H101ZM190 218V217H189ZM224 218H226L225 220H224ZM81 219H82V217H81ZM80 219V220H81ZM172 219V220H173ZM220 219H222V220H220ZM243 219V220H242ZM77 220H79L78 219V217H77ZM79 220V221H80ZM88 223H93V222H89V221H92V219H90V217H89V221L87 220V219H85ZM241 221V222H238V221ZM251 221V224L249 223L250 221ZM164 221V220H163ZM78 222V221H77ZM86 222V223H87ZM171 222V221H170ZM169 222V223H170ZM176 221L174 220L173 221V223H175ZM192 222V221H191ZM239 223L238 224V226H240L241 228H239V227H237V224L236 223ZM252 222H254V224L255 225H252ZM173 223H171L172 225H173ZM177 223H178V221H177ZM190 223V222H189ZM8 224V223H7ZM33 224H35V223H33ZM37 224V223H36ZM79 224V223H78ZM165 224L166 223H163V226L165 227ZM170 224V225H171ZM168 225V224H167ZM176 225V224H175ZM96 226V225H95ZM95 226H93L94 228H95ZM128 226V225H127ZM174 226V225H173ZM177 226V225H176ZM3 227V226H2ZM87 228H90V226L89 227H87ZM176 228V227H175ZM179 228V227H178ZM7 229V228H6ZM64 229V228H63ZM165 228H163V230H164ZM171 229V228H170ZM68 230L70 231V230H73V228L71 227V226H69L68 227ZM91 230V229H90ZM129 230V229H128ZM162 230V233L163 234H166L165 233V231H163ZM175 230V229H174ZM179 230V229H178ZM2 231V230H1ZM9 231V230H8ZM19 231V230H18ZM93 232V231H92ZM2 233V232H1ZM0 233V234H1ZM34 233V234H33ZM46 233V232H45ZM69 233V232H68ZM67 233V234H68ZM71 233V232H70ZM197 233V234H196ZM11 235H13V234H11ZM35 235V236H34ZM177 235H179V234H177ZM47 236H48V234H47ZM51 236V235H50ZM58 236V238H56ZM90 236V235H89ZM175 236V235H174ZM173 236V237H174ZM1 237V236H0ZM8 237V236H7ZM6 237V238H7ZM61 237V236H60ZM68 237H69V235H68ZM87 237V236H86ZM172 237V236H171ZM180 237H182L181 236V234H180ZM179 237V238H180ZM9 238V237H8ZM50 238V237H49ZM52 238V237H51ZM67 238V237H66ZM65 238V239H66ZM71 238H72V236H71ZM147 238H148V240H147ZM178 238V237H177ZM46 239V238H45ZM55 239L53 240H50V242L51 241H55ZM68 239V238H67ZM73 239V238H72ZM78 239V238H77ZM165 239V238H164ZM174 239V238H173ZM172 239V240H173ZM189 239H188V241H189ZM10 239H8L6 242H8ZM17 240V239H16ZM41 240H43V239H41ZM127 240H128V238H127ZM18 241V240H17ZM46 241V240H45ZM56 241H58L59 242V240H56ZM70 241H72V240H70ZM148 241V242H147ZM49 242V241H48ZM81 242V241H80ZM125 242H126V240H125ZM147 242V244H145ZM165 242V241H164ZM12 243V242H11ZM70 244H71V242H69ZM73 243V242H72ZM127 243V244H128ZM192 243H193V241H192ZM201 243H203L202 245H201ZM1 244L3 245V243L1 242ZM7 244H9V243H7ZM20 244V245H21ZM44 244H45V242H44ZM83 244V243H82ZM149 244V245H148ZM166 244V243H165ZM1 245V246H2ZM11 245V244H10ZM15 245V244H14ZM19 245V244H18ZM46 245V244H45ZM45 245H43V246H45ZM52 245V244H51ZM167 245V244H166ZM4 246V245H3ZM57 246V245H56ZM127 246V245H126ZM161 246V247H160ZM9 247V246H8ZM57 247H59V246H57ZM57 247H54V248H57ZM69 247H72L71 245L69 246ZM90 247V246H89ZM88 247V248H89ZM128 247V246H127ZM175 247H177V250H175ZM11 248V247H10ZM80 248V247H79ZM92 248V247H91ZM20 249V248H19ZM58 249V248H57ZM60 249V248H59ZM78 249V248H77ZM81 249H82V247H81ZM16 250H17V247H13V248H11V250H9V254H10V256H12V258H15V252H16ZM41 250V249H40ZM70 250H71V248H70ZM83 250V249H82ZM93 250V249H92ZM108 250H111V248L110 249H108ZM149 250V251H148ZM7 251V250H6ZM22 251V250H21ZM20 251V252H21ZM24 251V250H23ZM31 251H32V248H31ZM72 251H73V249H72ZM127 251H128V249H127ZM3 252V251H2ZM1 252V253H2ZM109 252V251H108ZM0 253V254H1ZM5 253H7V252H5ZM4 253V254H5ZM45 253H47V252H45ZM53 253H54V251H53ZM77 253V252H76ZM109 253H111V252H109ZM190 253V252H189ZM202 253H204V256H201V254ZM4 254H2V255H4ZM17 254V253H16ZM19 254V253H18ZM24 254V253H23ZM29 254H31L30 253V251H29ZM34 254V253H33ZM48 254V253H47ZM80 254V253H79ZM96 254V253H95ZM101 254V253H100ZM157 254L155 255V256H157ZM35 255V254H34ZM49 255V254H48ZM64 255H66V254H64ZM102 255V254H101ZM144 255V256H145ZM148 255V254H147ZM17 256V255H16ZM24 256H25V254H24ZM27 256V255H26ZM56 256V255H55ZM57 256H61V255H57ZM70 256V255H69ZM73 256V255H72ZM149 256H151V255H149ZM159 256H157L158 257V260L160 259V257ZM7 258V256H5L4 255V258ZM9 257V256H8ZM20 257V256H19ZM18 257V258H19ZM23 257V256H22ZM21 257V258H22ZM28 257V256H27ZM51 257H52V254H51ZM75 257V256H74ZM74 257H70V258H72V261H73V259L75 260V258ZM157 257H156V259H157ZM161 257V258H162ZM180 257V258H181ZM17 258V259H18ZM31 258H33L32 257V255H31ZM34 258H35V256H34ZM33 258V259H34ZM47 258V257H46ZM49 258V257H48ZM60 258V257H59ZM79 258V257H78ZM77 258V259H78ZM103 258V257H102ZM40 259H41V257H40ZM53 259H54V256H53ZM57 259H58V257H57ZM76 259V260H77ZM28 260V259H27ZM30 260V259H29ZM36 260V259H35ZM34 260V261H35ZM49 260V259H48ZM52 260V259H51ZM79 260V259H78ZM108 260V259H107ZM142 260V259H141ZM157 260V261H158ZM161 260H163V259H161ZM164 260H166V259H164ZM14 261V260H13ZM24 261V260H23ZM31 261V260H30ZM71 261V262H72ZM89 261V260H88ZM119 261V260H118ZM156 261V262H157ZM9 262V261H8ZM45 262V261H44ZM61 262H63V261H61ZM77 262V261H76ZM79 262V261H78ZM84 262H85V260H84ZM83 262V263H84ZM113 263H114V261H112ZM163 262V261H162ZM161 262V263H162ZM10 263V262H9ZM36 263H37V260H36ZM63 263H65V262H63ZM68 263V262H67ZM79 263H81V262H79ZM82 263V264H83ZM88 263H90V262H88ZM116 263V262H115ZM145 263V262H144ZM150 263V262H149ZM1 264H2V262H1ZM23 264V263H22ZM28 264V263H27ZM41 264H43V263H41ZM59 264H61V263H59ZM74 264V263H73ZM92 264V263H91ZM127 264V263H126ZM152 264H154V262L152 263ZM176 264H178V263H176Z\"/></svg>", "mask_w": 264, "mask_h": 264}, {"label": "water", "instance_id": "water-1", "mask_svg": "<svg viewBox=\"0 0 264 264\" xmlns=\"http://www.w3.org/2000/svg\"><path fill=\"white\" fill-rule=\"evenodd\" d=\"M63 5L65 8V11L67 13L68 19H69V24L71 25L70 29L67 30L66 34V40L62 45V49L65 51H69V47H70V41L72 38V35L75 33L76 31V26L78 25V16L76 13L75 8L73 7V5L69 2V0H63ZM51 70V69H50ZM65 72L60 68V73L57 75V77H53V79L48 81V84H44L41 87V91L40 93L43 92H47L48 87L57 83V81L59 82L61 80V78L63 79ZM40 93L38 94L40 96ZM42 97V96H41ZM34 101V100H33ZM32 101V106H35L38 101ZM31 110V108H29ZM37 129L39 130L40 133V128L37 126ZM161 130L165 129V127L163 125L160 126ZM172 166L174 167H178V166H191V167H199L200 165H203L205 163V157L204 154L200 153L198 150H193V151H189V152H183L181 154H179L177 157H175L172 160ZM53 166L56 167L57 164L54 162Z\"/></svg>", "mask_w": 264, "mask_h": 264}]
</instances>
